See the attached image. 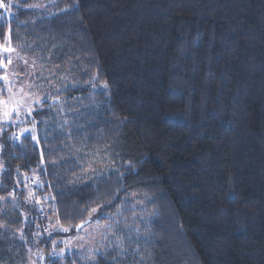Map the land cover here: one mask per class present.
<instances>
[{
    "label": "trees",
    "instance_id": "16d2710c",
    "mask_svg": "<svg viewBox=\"0 0 264 264\" xmlns=\"http://www.w3.org/2000/svg\"><path fill=\"white\" fill-rule=\"evenodd\" d=\"M33 2L0 0L49 91L0 135V264H264V0Z\"/></svg>",
    "mask_w": 264,
    "mask_h": 264
},
{
    "label": "rangeland",
    "instance_id": "374dc122",
    "mask_svg": "<svg viewBox=\"0 0 264 264\" xmlns=\"http://www.w3.org/2000/svg\"><path fill=\"white\" fill-rule=\"evenodd\" d=\"M46 0H34L33 4L42 7ZM0 99L8 100L11 98L9 110L12 105L18 106V115L13 113L11 118L5 121L2 113H0V135L5 129H12L11 134L19 136L20 134L30 133L35 138L34 124L27 123L31 118V112L35 104L42 102L49 97V91L38 87L35 84L34 72L38 69L34 68L31 57L22 54L14 49L8 41L0 43ZM7 76V80L3 77ZM23 102V106L19 102ZM27 130V131H25ZM2 166L0 163V174ZM60 230H64L59 227ZM101 231H97L92 224L81 228L79 232L69 237L61 238L59 241L61 246L54 249V252L64 253L71 250H81L94 245L97 246L100 241Z\"/></svg>",
    "mask_w": 264,
    "mask_h": 264
},
{
    "label": "snow or ice",
    "instance_id": "6c2138e0",
    "mask_svg": "<svg viewBox=\"0 0 264 264\" xmlns=\"http://www.w3.org/2000/svg\"><path fill=\"white\" fill-rule=\"evenodd\" d=\"M3 79L7 80V76L5 75L3 77ZM10 101H11V98H9L8 100L0 99V113H2L6 122H7V120H9L11 118L13 113H16L18 115V106L17 105H12L10 110H9ZM19 105L23 106V102L22 101L19 102ZM30 112H31V110L29 109V114H30ZM25 131H27V130H25ZM83 223H86V221L82 222L81 225H77V228L82 227ZM68 230L69 229H64V231H68Z\"/></svg>",
    "mask_w": 264,
    "mask_h": 264
},
{
    "label": "water",
    "instance_id": "95a60500",
    "mask_svg": "<svg viewBox=\"0 0 264 264\" xmlns=\"http://www.w3.org/2000/svg\"><path fill=\"white\" fill-rule=\"evenodd\" d=\"M85 221H86V223H83L82 227H83L84 225H86L87 223H89V219H87V220H85ZM85 221H84V222H85ZM81 223H82V222H81ZM81 223L78 224V225H81ZM80 228H81V227H80ZM80 228H77V227H76V230H79Z\"/></svg>",
    "mask_w": 264,
    "mask_h": 264
}]
</instances>
